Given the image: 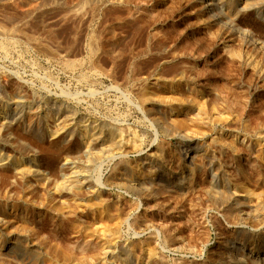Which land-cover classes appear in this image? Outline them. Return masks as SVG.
Masks as SVG:
<instances>
[{"label": "rangeland", "instance_id": "1", "mask_svg": "<svg viewBox=\"0 0 264 264\" xmlns=\"http://www.w3.org/2000/svg\"><path fill=\"white\" fill-rule=\"evenodd\" d=\"M260 11L228 27L197 0H0L1 82L124 131L74 193L0 168V219L43 241L40 264H264ZM79 141H34L52 178Z\"/></svg>", "mask_w": 264, "mask_h": 264}, {"label": "bare ground", "instance_id": "2", "mask_svg": "<svg viewBox=\"0 0 264 264\" xmlns=\"http://www.w3.org/2000/svg\"><path fill=\"white\" fill-rule=\"evenodd\" d=\"M48 1L59 2V0ZM78 1L90 3L98 0ZM197 1L202 3V8L210 13L209 15H211L212 19L223 21L228 27L232 25L230 24L231 22L233 23L238 19L241 13L253 9L255 12L262 14L260 10L264 7V0H256L257 4L253 2L255 5L251 4L252 0H244L241 4L235 0ZM250 4L253 6H249ZM261 18L264 20L263 17ZM224 19L227 21H224ZM253 41L257 47L264 50L263 39L253 38ZM180 83L179 85H181ZM26 90L25 83L19 82L16 87H8L0 80V168H9L13 180L20 178L29 181L30 185L28 188L30 187V191L34 192V190L38 191L40 189L50 197H53L55 194L59 196L65 190L74 193L77 187L90 184L87 179L89 166L105 150L108 152V150L114 147L122 146L124 144L122 138L124 131L118 132V129L112 126H108L109 128L106 129V127L104 128L102 125L96 123V121L90 119L91 117H82L77 109L64 100L50 98L41 102L36 97L28 95ZM148 97L144 94L142 97L143 101L150 106H154L155 102L151 101L152 99ZM169 108L164 109V111L163 109L161 110L167 115L170 112ZM27 136L33 141H30ZM75 137L80 140L77 150L74 153H65L59 159L58 176L57 178H52L42 161L41 150L35 142L49 138L54 142L63 143ZM110 151L109 154H111ZM219 171H215L211 175L212 180H210L213 183V187L219 186L218 179L221 175ZM226 180L224 178L221 181L222 187L220 185L219 189L221 192L227 185ZM88 187L89 185H87V189ZM78 192L80 193V191ZM82 193L85 194L84 192ZM10 195L9 193L6 198H9ZM3 203L0 202V213H4L7 207L5 205L7 203ZM3 205L6 207H3ZM242 210L244 211L245 209L242 208ZM22 219L28 223L33 222L26 216H23ZM234 245L235 247H241V242H235ZM45 248L47 247H45L43 241L32 231L4 226L0 219V264H12L14 261L19 264H40V261H42L41 257H43L42 254L47 250ZM108 254L112 255L113 253L109 251L107 252ZM248 254L250 253L248 252ZM249 258L251 264H258L256 263V256L254 257L250 254ZM223 264L233 263L231 261H224Z\"/></svg>", "mask_w": 264, "mask_h": 264}]
</instances>
